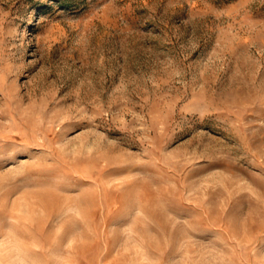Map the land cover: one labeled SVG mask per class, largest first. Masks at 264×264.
Returning a JSON list of instances; mask_svg holds the SVG:
<instances>
[{"label":"rangeland","instance_id":"1","mask_svg":"<svg viewBox=\"0 0 264 264\" xmlns=\"http://www.w3.org/2000/svg\"><path fill=\"white\" fill-rule=\"evenodd\" d=\"M0 210L17 264H264V0H0Z\"/></svg>","mask_w":264,"mask_h":264},{"label":"clouds","instance_id":"2","mask_svg":"<svg viewBox=\"0 0 264 264\" xmlns=\"http://www.w3.org/2000/svg\"><path fill=\"white\" fill-rule=\"evenodd\" d=\"M61 118L63 120H66L67 123L72 122V121H82V120L78 119L76 112L73 108H65L60 113H58V115H57L58 122H62ZM89 128H90V126L82 129L81 131H79L77 134H75L73 136L66 137V139L71 140L74 137H78L84 130L89 129ZM108 140L114 141V140L109 139V138H108ZM33 171H52L53 173L59 172L60 174L59 175H56V174L52 175L49 182L46 184L32 185V186H21V185H18L16 183L15 185L12 186V191L13 192H19V191H23L27 188L42 187V186H56L62 190H66V191H77L78 190V189L67 190L65 188V183H66L67 179H69V178L78 179V177L72 175L71 173L65 172L61 167L56 165L54 162L46 168L33 170ZM33 171H30V172H33ZM27 173H29V172H27ZM24 231H26L24 224H22L18 220H11L10 221L8 215L3 210H0V233L7 232V233L11 234L12 232L23 233ZM0 264H17V262L15 261V253L11 252L10 250H7V249H5L4 251H0ZM19 264H22V262H19Z\"/></svg>","mask_w":264,"mask_h":264}]
</instances>
